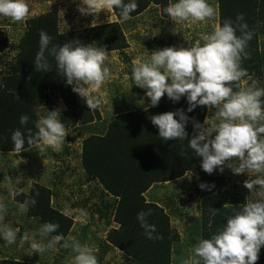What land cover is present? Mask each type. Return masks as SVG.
<instances>
[{"label": "rangeland", "instance_id": "1", "mask_svg": "<svg viewBox=\"0 0 264 264\" xmlns=\"http://www.w3.org/2000/svg\"><path fill=\"white\" fill-rule=\"evenodd\" d=\"M137 1L138 6L141 5L140 2L155 5L151 4L142 14L132 16L126 21L118 18L114 8L105 7L96 9L94 13L82 14L78 11L80 0H30V13L24 21L14 22L9 18H0V68L3 69L0 71V99L5 104L1 107L4 114L9 112L5 117L12 114L8 103H5L8 93L12 99H15L14 95H25L13 84V76L18 72V67L25 63L26 54L22 45L28 39L35 42L41 30L63 35L108 25V28L98 35L99 42L92 40L93 35L86 38L85 44L93 43L98 46L99 43H105L106 39L117 38L119 32L123 37L120 50H107L108 58L105 64L110 70V76L101 89L92 90V95L102 97V103L95 109L88 108L85 99L78 95L83 109H74L73 111L78 113L74 116L72 109L59 98L56 87L36 89L35 94L31 93L32 91L26 93L23 100L28 111L34 113V118L31 119L36 132L38 129L35 122L39 119L42 105L47 110H60L68 135L60 151L50 147H46L43 152L28 147L27 151L19 154L14 151H0V199L7 205L4 223L19 229L14 244L9 245L0 239V264H4V261L75 264V253L71 248L59 251L49 249L38 253L31 249L30 241L21 243L25 233H28L30 238L41 239L38 233L43 224L40 216L33 213L30 207L27 212H21L18 203L25 201V196L38 193L33 191L34 188L38 190L37 186L45 187L49 192L48 210L52 209L71 219L69 229L65 234H60L66 241L71 243L69 237H76L82 244L93 246L98 264H143L132 257L130 252L121 250L114 244L113 240H117L119 234L124 231L116 220L118 198L105 192L97 181L87 179L82 165V144L89 137L105 136L107 131L112 130L114 121L129 125L136 118L142 119L151 111L159 113L163 110L150 106L149 99L144 95L145 90L135 86L132 79L135 61L138 58L147 59L148 52L157 49L170 46L190 47L199 39L201 32H212L214 26L220 22L221 5L219 0H209V3L217 7L218 15L206 21L172 23L167 22V17H164L162 4L165 0ZM234 15L235 13H232L233 21ZM249 19L252 23L249 28L254 31V35L246 48L248 56L242 59L241 65L246 69L247 76L232 82L234 91L247 88L252 79L258 80L259 86L264 87V6L257 14L250 15ZM112 23L118 29L111 25ZM237 34L239 35V32ZM150 40L153 42H149ZM47 74L48 72L41 73L43 77ZM32 94L34 95L31 96ZM14 113V121H4V118L0 120V124L6 126L10 134V123L19 122L20 117L19 112ZM128 113L131 115H127ZM213 113L214 110L206 107L204 120L211 118ZM82 118L92 121L83 123ZM31 119L24 125L26 130L29 129ZM5 129L0 131V139L2 135L6 136ZM212 176L219 180V185H215L214 195H211L214 189L210 187H206L205 195L203 194L199 185L205 182L193 171H186L181 176L165 182L154 183L143 194L146 202L154 203L166 214L171 239L169 264H182V261L191 255L192 246L200 238H210L215 234L214 201L231 206L246 203L248 196L253 199L260 198L257 192L250 193L244 187V182L264 176V173L246 170L245 173L237 175L225 166L223 172L214 170ZM16 179H19L18 184ZM212 183L211 180L207 181L208 186L212 187ZM54 235L56 234L51 233L44 239ZM127 244L128 242L124 243ZM154 264L160 262L155 260Z\"/></svg>", "mask_w": 264, "mask_h": 264}, {"label": "clouds", "instance_id": "2", "mask_svg": "<svg viewBox=\"0 0 264 264\" xmlns=\"http://www.w3.org/2000/svg\"><path fill=\"white\" fill-rule=\"evenodd\" d=\"M151 4L140 13L130 15L138 7L137 0H80L78 11L88 14L105 7L118 8L121 20L126 21L142 14ZM29 13L30 0H0V18L21 22ZM163 13L164 17L175 22L206 21L216 17L218 9L209 0H167ZM253 35L244 14L238 13L235 21L226 19L222 24L217 23L212 32H201L199 39L190 47L170 46L151 53L147 51L148 58H138L132 69L134 84L145 90L150 106H157L164 96L174 102L184 97L188 103L187 112H192L197 106L214 110L211 118H206L203 123H194L195 134L187 142L195 156L202 158L200 167L209 175L214 170L223 172L225 166L237 175L246 170L264 173V99H261L264 87L252 79L247 88L234 91L232 83L247 76L241 65L242 59L248 56L246 48ZM52 40L53 37L44 30L39 32V51L34 61L36 70L48 72L51 67L49 56L53 57L56 70L66 84L85 99L88 108L95 109L102 103V97L92 95V90L101 89L110 76L105 64L108 51L102 46L75 39L63 45L52 44ZM41 108L35 122L38 129L35 135H31V129H28L27 137L19 128L12 132V150L15 153L27 151L25 145L41 152L46 147L62 150L68 132L60 110H47L42 105ZM188 120L185 110L181 109L151 117L152 124L158 128V136L164 141H183L188 135ZM28 121L27 114L19 117L21 125ZM16 180L18 184L19 179ZM199 187L211 186L201 183ZM244 187L250 193L257 192L260 198L248 196L247 202L227 216V223L215 234L210 238H200L192 246L191 255L182 264H256L264 246V176L246 180ZM18 203L20 211L27 212L36 200ZM151 212V209L139 211L137 220L148 239L159 238L153 235L156 225L147 220ZM6 213L7 205L0 199V239L11 245L16 242L19 229L4 223ZM58 228V223L45 222L38 230L41 239L30 238L25 233L21 243L30 241L31 249L38 253L71 248L75 253V264H98L94 247L82 244L76 237H69L71 243L60 234L44 239Z\"/></svg>", "mask_w": 264, "mask_h": 264}, {"label": "trees", "instance_id": "3", "mask_svg": "<svg viewBox=\"0 0 264 264\" xmlns=\"http://www.w3.org/2000/svg\"><path fill=\"white\" fill-rule=\"evenodd\" d=\"M166 2L167 0H165L164 4ZM218 2L221 5L220 24L226 19H231L232 13H235V19L238 14L236 12L243 11L244 19L249 27L252 24L249 16L257 14L259 9L264 6V0H219ZM140 3L141 5L130 15L140 13L146 6L144 2ZM114 9L118 18L121 20L119 15L120 11L118 8L117 10L116 8ZM246 13H248V16H246ZM111 25L115 26L114 23ZM105 28H108V25L86 28L63 35H59L56 32L47 33L53 37L52 44L63 45L73 39L79 40L81 43H86L88 35H93L92 40L99 42L98 35ZM115 28L118 29L116 26ZM122 40L123 37L119 32L117 38L106 39L105 43H99V45L104 47L106 51L120 50L122 48ZM22 47L26 54L24 58L25 63L18 67V72L13 76V84L19 92L25 93V95H14L15 99H12L8 93L5 103H8L12 111L9 117H5L9 112L4 114L2 111L1 107L3 108L5 104L0 99V120L4 118V121H14V111L19 112L20 116L27 114L30 119L34 118V113L28 111L26 102L23 99L29 91L34 93L36 89L49 87L57 88L59 98H62L66 102V106L71 108L72 111L74 109L81 111L83 104L80 98H78V94L72 91V86L67 84L64 86L65 79L57 72L53 57L49 56L51 67L47 76L43 77L41 73L44 72L36 70L34 61L36 53L39 51V36L35 42L28 39ZM19 56L21 57L22 53ZM156 107L163 110L159 113L151 111L148 115L143 116L142 119L136 118L129 125H124L120 121H114L112 123V130L107 131L105 136L89 137L85 139L81 148L82 165L87 179L89 181H97L104 188L105 192L118 198L116 220L120 223V228H124V231L119 234L117 240H113L114 244L121 250L130 252L132 257L143 264H154L155 260L160 262V264H169V245L171 240L168 234L169 225L166 214L162 209L157 208L154 203L144 200L143 194L145 191L154 183L171 180L181 176L186 171H193L200 175L206 185L207 181L211 180L213 183L210 188L212 189L215 188V185H219V180L216 177H213L212 174L205 173L201 169L200 164L202 158L195 156L194 151L190 149L187 143L195 134L193 128L194 123H203L206 106H197L192 112H187L188 103L186 98L182 97L178 102H174L164 96L160 99ZM16 108L19 110H16ZM177 109L185 110V114L189 117L186 124L188 135L183 141H179L178 139L164 141L158 136V128L152 124L151 117ZM77 114V112L73 111L74 116H77ZM127 115H131V113ZM91 121L88 118H82L83 123ZM10 124L12 126V132L19 128L26 137L29 135L26 127L21 125L20 122H12ZM5 128L7 127L2 125L0 131L2 130L3 132ZM28 128L32 130L31 135H35L36 129L33 119H31ZM4 132L6 136L4 135V137L2 135L0 139V151H13V143L11 141L12 132L10 134L8 128ZM25 147L28 148L27 145ZM37 188L38 190L34 188L33 191L38 193H31L30 196H25L22 199L31 200L34 198L36 200L35 205L29 206L33 210V213L40 216L43 223H58L59 228L54 234H65L70 227L71 219L64 217L61 213L52 209L48 210L49 192L45 187L37 186ZM215 193L216 189L212 191L211 195ZM203 194L205 195V189H203ZM209 205L211 204L209 203ZM147 209L152 210L151 215L147 217L148 222L156 225V233L153 235L154 237L158 235L159 238L148 239L137 220V213ZM213 210L216 211L214 222V231L216 233L223 224L227 223V216L239 210V205L225 206L218 201H214ZM126 242L128 244L124 245ZM4 264L30 263L4 261ZM256 264H264V246L261 247L259 259L256 261Z\"/></svg>", "mask_w": 264, "mask_h": 264}, {"label": "crops", "instance_id": "4", "mask_svg": "<svg viewBox=\"0 0 264 264\" xmlns=\"http://www.w3.org/2000/svg\"><path fill=\"white\" fill-rule=\"evenodd\" d=\"M170 21L172 23H178V22H175V21H171L169 17H167V22Z\"/></svg>", "mask_w": 264, "mask_h": 264}]
</instances>
